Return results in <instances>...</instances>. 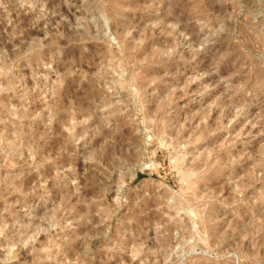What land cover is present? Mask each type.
Listing matches in <instances>:
<instances>
[{"label": "rangeland", "instance_id": "374dc122", "mask_svg": "<svg viewBox=\"0 0 264 264\" xmlns=\"http://www.w3.org/2000/svg\"><path fill=\"white\" fill-rule=\"evenodd\" d=\"M0 264H264V0H0Z\"/></svg>", "mask_w": 264, "mask_h": 264}]
</instances>
